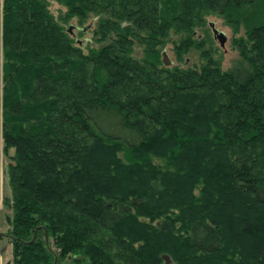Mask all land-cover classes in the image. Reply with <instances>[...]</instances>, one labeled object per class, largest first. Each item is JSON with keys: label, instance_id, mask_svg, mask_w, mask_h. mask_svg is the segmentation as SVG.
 I'll return each instance as SVG.
<instances>
[{"label": "trees", "instance_id": "16d2710c", "mask_svg": "<svg viewBox=\"0 0 264 264\" xmlns=\"http://www.w3.org/2000/svg\"><path fill=\"white\" fill-rule=\"evenodd\" d=\"M1 12L11 264H107L114 249L118 264H264V0H2ZM210 15L231 29L227 68ZM71 19L93 20L96 47L83 52ZM170 41L199 63L163 64Z\"/></svg>", "mask_w": 264, "mask_h": 264}, {"label": "rangeland", "instance_id": "374dc122", "mask_svg": "<svg viewBox=\"0 0 264 264\" xmlns=\"http://www.w3.org/2000/svg\"><path fill=\"white\" fill-rule=\"evenodd\" d=\"M1 6H2V0H0V264H5L7 261L11 264V245L8 241V238H5L4 236L7 234L10 229L9 219L11 217L12 211H11V194L9 190V186L7 185V173H6V167L7 164L10 162L7 156H4L1 151V67L3 65V52H2V43H1ZM49 9L52 12L54 16H57L58 12L64 11L66 8L56 2H50ZM206 23H207V33L208 36L212 38V42L214 44L216 53V56H220V62L222 68H227L232 60L238 59L237 52L233 49L232 45L230 44L232 33L229 26L223 23V20L217 16H207L206 17ZM93 20L90 19L86 21L84 24L78 25L75 22V19H71L67 24V29H69L70 35L74 38L77 43H80L83 49V52L87 50V47H96L98 45V42H96L92 37V30L95 25H92ZM211 23L213 25V28L217 30L218 32L223 33L224 40L222 45L219 46L218 42L213 39L212 33L210 28L208 27V24ZM69 25V26H68ZM240 32V31H239ZM199 32H195V34H198ZM173 35V39H177V35L174 33H171ZM210 38V39H211ZM134 43H137L135 40H133ZM100 43V42H99ZM132 44V54L134 57H140L141 56V46L138 44ZM87 45V47H86ZM172 41L166 42L164 44V47L162 48L163 51H165L167 55V59L171 61V65H178L179 67H194L199 63V53L198 50H190L187 54L183 55V61L179 62L177 60V57L172 52ZM214 55V56H215ZM11 219V218H10ZM100 237H103L101 239H105V235H98ZM110 244V242H109ZM112 244V243H111ZM114 249V246H113ZM107 252L106 250H104ZM115 252L109 251L112 258L105 259V262L109 264V261L111 260L110 264H118V262L125 257V255H122L120 252L114 249ZM108 253V252H107ZM115 254L117 256H115ZM102 257H99V259H103L104 255H100ZM99 259H96L97 261ZM123 262V261H122Z\"/></svg>", "mask_w": 264, "mask_h": 264}, {"label": "water", "instance_id": "95a60500", "mask_svg": "<svg viewBox=\"0 0 264 264\" xmlns=\"http://www.w3.org/2000/svg\"><path fill=\"white\" fill-rule=\"evenodd\" d=\"M210 27H211V30H212V33H213V36L215 37V39L217 40L218 44L219 45H222L223 43V40H224V35L223 33L221 32H218L217 30H215L213 28V25L210 23ZM68 32H69V29H68ZM162 62L163 64L165 65H169L170 64V61L167 59V55L165 53H162ZM161 258L163 259V264H169L170 263V260L168 258L167 255H162Z\"/></svg>", "mask_w": 264, "mask_h": 264}]
</instances>
